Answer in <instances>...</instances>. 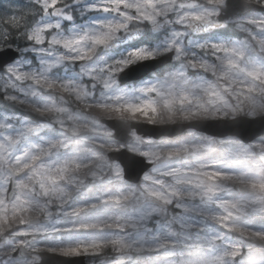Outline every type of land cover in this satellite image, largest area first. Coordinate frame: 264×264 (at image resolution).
<instances>
[{
    "label": "snow or ice",
    "instance_id": "obj_1",
    "mask_svg": "<svg viewBox=\"0 0 264 264\" xmlns=\"http://www.w3.org/2000/svg\"><path fill=\"white\" fill-rule=\"evenodd\" d=\"M109 253L264 264V0H0V264Z\"/></svg>",
    "mask_w": 264,
    "mask_h": 264
},
{
    "label": "rangeland",
    "instance_id": "obj_2",
    "mask_svg": "<svg viewBox=\"0 0 264 264\" xmlns=\"http://www.w3.org/2000/svg\"><path fill=\"white\" fill-rule=\"evenodd\" d=\"M11 2L17 3V2H20V0H11ZM167 215L170 217V212ZM164 216H165V213H161V218H164ZM105 264H111V254L110 253L108 254L106 258ZM137 264H153V262L151 258L147 256V254H144L137 258Z\"/></svg>",
    "mask_w": 264,
    "mask_h": 264
},
{
    "label": "water",
    "instance_id": "obj_3",
    "mask_svg": "<svg viewBox=\"0 0 264 264\" xmlns=\"http://www.w3.org/2000/svg\"><path fill=\"white\" fill-rule=\"evenodd\" d=\"M248 128H249V131L250 132H255V131H257L259 129V125L258 124L249 125ZM52 264H55V261L54 260H53Z\"/></svg>",
    "mask_w": 264,
    "mask_h": 264
}]
</instances>
